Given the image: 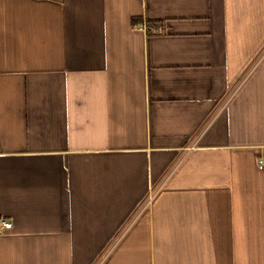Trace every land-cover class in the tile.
<instances>
[{
	"label": "crops",
	"instance_id": "crops-1",
	"mask_svg": "<svg viewBox=\"0 0 264 264\" xmlns=\"http://www.w3.org/2000/svg\"><path fill=\"white\" fill-rule=\"evenodd\" d=\"M261 159L264 0H0V264H264Z\"/></svg>",
	"mask_w": 264,
	"mask_h": 264
},
{
	"label": "built area",
	"instance_id": "built-area-1",
	"mask_svg": "<svg viewBox=\"0 0 264 264\" xmlns=\"http://www.w3.org/2000/svg\"><path fill=\"white\" fill-rule=\"evenodd\" d=\"M136 28L140 31L151 32L153 34L160 33V30L152 29V28L149 29L145 25H139V26H136ZM258 164H259V168L261 170H264V159H261ZM12 229H13V223L10 220L0 218V236L4 235L6 232H8Z\"/></svg>",
	"mask_w": 264,
	"mask_h": 264
}]
</instances>
